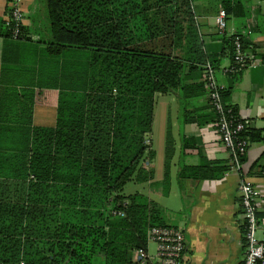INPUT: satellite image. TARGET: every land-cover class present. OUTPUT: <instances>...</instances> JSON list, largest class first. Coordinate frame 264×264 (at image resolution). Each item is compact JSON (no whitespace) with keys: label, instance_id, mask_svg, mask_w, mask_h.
Here are the masks:
<instances>
[{"label":"trees","instance_id":"trees-1","mask_svg":"<svg viewBox=\"0 0 264 264\" xmlns=\"http://www.w3.org/2000/svg\"><path fill=\"white\" fill-rule=\"evenodd\" d=\"M192 1L43 0L48 52L82 50L92 73L78 89L60 91L54 126H22L26 144L0 149V264H134L132 251L147 249V229L160 224L155 204L122 191L132 179L150 178L142 166L153 158L146 139L155 96L183 89L186 67L203 75L206 65L218 67L205 53ZM217 2L231 13V0ZM0 33L12 37L4 19ZM223 45L231 61L232 36ZM197 88L207 93L218 128L204 82ZM230 91L219 87L225 113L233 123L243 121ZM237 139L261 142L264 132L247 125ZM227 171L203 165L181 175L219 178ZM251 173L264 177V161ZM257 216L264 219L258 210ZM244 232L243 225L245 243Z\"/></svg>","mask_w":264,"mask_h":264},{"label":"crops","instance_id":"crops-1","mask_svg":"<svg viewBox=\"0 0 264 264\" xmlns=\"http://www.w3.org/2000/svg\"><path fill=\"white\" fill-rule=\"evenodd\" d=\"M231 1L232 11L223 35L215 30L217 0H193L195 21L207 57L218 62L217 83L231 90L230 104L237 107L239 117L248 126L264 132V0ZM39 3L40 0H22L27 39L0 33L2 150L16 151L26 144L21 138L22 126H54L60 91L78 89L92 73L86 70V52L82 50H65L61 55L48 52L51 34L42 33L40 17L47 14ZM6 6L7 0H0V21ZM233 34H240L253 46L259 58L255 68L236 74L225 71L230 57L223 49V38ZM202 75L200 68L186 67L183 89L156 94L154 112L158 95H172V105L177 101L173 109L169 108L168 127L172 136H166L158 151L148 138L153 158L146 159L142 168L151 173L150 178L131 181L142 185V191L134 193L146 196L155 204L160 222L155 226L176 227L183 232L181 264H243L246 245L239 183L242 177L252 181L259 192L258 211L264 217V177L251 173L255 164L264 161V140L250 143L240 171L231 169L230 155L211 121L213 112L208 108L207 93L197 88ZM38 92L44 97H38ZM191 115L204 118L200 122H186ZM203 165L229 167V171L219 178L193 179L181 175L186 167ZM11 200L14 202L15 197ZM147 250L153 253L149 244Z\"/></svg>","mask_w":264,"mask_h":264},{"label":"built area","instance_id":"built-area-1","mask_svg":"<svg viewBox=\"0 0 264 264\" xmlns=\"http://www.w3.org/2000/svg\"><path fill=\"white\" fill-rule=\"evenodd\" d=\"M7 11L3 19L8 26L12 38H28L24 32L25 15L22 9V0H7ZM228 14L219 7L215 15V30L223 35L227 28ZM240 34H233V56L230 64L225 68L229 74H236L259 65V58L252 45L244 44ZM215 71L206 65L202 81L207 89L211 106L218 114V134L222 146L230 155L231 169L240 171V155L246 153L249 142L237 139V136L247 126V121L233 123L226 113L216 81ZM240 204L244 218L245 257L243 264H264V219L257 216V199L259 192L249 178L242 177L239 183ZM123 215V214H120ZM147 245L154 243L153 253L148 250H133L131 261L134 264H181L184 250V236L181 229L166 226H150L146 234Z\"/></svg>","mask_w":264,"mask_h":264},{"label":"rangeland","instance_id":"rangeland-1","mask_svg":"<svg viewBox=\"0 0 264 264\" xmlns=\"http://www.w3.org/2000/svg\"><path fill=\"white\" fill-rule=\"evenodd\" d=\"M39 7L41 9L44 10L45 14H46V9H45V4L43 2V0H40V3L38 4ZM41 18V28H42V33L43 34H47L49 35L50 33V28H49V22L47 17L45 18ZM172 95L167 94V95H158V97L156 98V109H155V114H154V121L152 124V131L151 133L147 136V141L148 138H151L153 140V148L154 150H160L161 147H163L164 142L166 141V136H167V131H168V119H169V108L171 106V109L174 108V103H176L177 101L173 102L172 105ZM178 104H180V101L178 102ZM146 144L149 143L146 142ZM136 191H142V185L138 184L134 181H130L128 182L122 193L124 195H129V194H133ZM150 250L153 252L154 249V243L150 242Z\"/></svg>","mask_w":264,"mask_h":264}]
</instances>
